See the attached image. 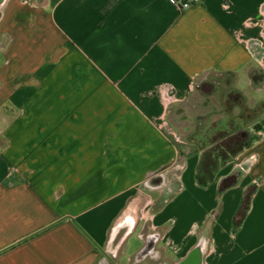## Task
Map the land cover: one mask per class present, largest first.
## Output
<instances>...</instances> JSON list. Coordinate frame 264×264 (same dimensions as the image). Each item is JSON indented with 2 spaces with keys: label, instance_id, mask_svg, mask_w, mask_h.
<instances>
[{
  "label": "crops",
  "instance_id": "0c3cea01",
  "mask_svg": "<svg viewBox=\"0 0 264 264\" xmlns=\"http://www.w3.org/2000/svg\"><path fill=\"white\" fill-rule=\"evenodd\" d=\"M241 73L264 85V0H8L0 264H180L197 247L196 264H264V118L200 183V129L190 139L183 114L210 77Z\"/></svg>",
  "mask_w": 264,
  "mask_h": 264
},
{
  "label": "rangeland",
  "instance_id": "374dc122",
  "mask_svg": "<svg viewBox=\"0 0 264 264\" xmlns=\"http://www.w3.org/2000/svg\"><path fill=\"white\" fill-rule=\"evenodd\" d=\"M229 79L230 78H225L224 76L210 77L206 83H202L199 89H197L199 90L197 91V98L201 100L200 109L198 110V107L192 108L190 106L183 108L184 116H186V118L189 117L190 121L192 118L195 120V124H191V126H193L191 133H193L190 135V139H192L194 133L198 132L203 126H206V124H204L205 117L212 112L217 113L226 110L231 116V120L235 118L240 124H243L244 120L245 125L243 124V126L248 130L255 129V124L252 123L255 115L257 119L264 118V85L262 86L261 84V88L258 90L256 89L257 86L253 88L243 73H241L238 81L234 84H231ZM232 87H237L241 90L240 92L244 97V101L241 104H236L238 98L237 94L235 95L233 93L234 91L232 92ZM209 91L212 92L211 95L208 94ZM205 100H209V105H206L208 102L204 104ZM196 114H200V120L196 118ZM197 121H199V125H197ZM209 139L214 140L215 138L211 136ZM135 232L128 239L127 253L124 255V259L121 257L119 258L120 262L126 260V258H128L127 256H133L137 248L141 245V241L138 239L137 233Z\"/></svg>",
  "mask_w": 264,
  "mask_h": 264
},
{
  "label": "flooded vegetation",
  "instance_id": "af4514ba",
  "mask_svg": "<svg viewBox=\"0 0 264 264\" xmlns=\"http://www.w3.org/2000/svg\"><path fill=\"white\" fill-rule=\"evenodd\" d=\"M243 124L245 125L244 120ZM241 125L235 118L231 120V117L225 119V124L221 122L220 118L211 119L198 133L202 153L205 152L213 156L219 154L221 158L230 156L233 151L238 150L241 143H244L251 136L248 129H241ZM211 136L215 139L210 140ZM220 157L218 159H221ZM106 257L108 258V264H115L110 255H106Z\"/></svg>",
  "mask_w": 264,
  "mask_h": 264
},
{
  "label": "trees",
  "instance_id": "16d2710c",
  "mask_svg": "<svg viewBox=\"0 0 264 264\" xmlns=\"http://www.w3.org/2000/svg\"><path fill=\"white\" fill-rule=\"evenodd\" d=\"M198 133L195 134V140L199 143L198 140ZM254 137L251 135L248 140H246L244 143H241L240 148L238 150L233 151V153L230 156H234L235 154L239 153L242 149L245 147L249 146L254 141ZM229 156V157H230ZM219 154H215L214 156L211 154H206L205 152L202 153L200 163L197 168V179L200 183L202 182V178H205L208 173L212 172L215 170L223 161H225L228 157L226 158H221ZM249 200H250V193L244 196V199L241 202L240 206V214H245L248 206H249Z\"/></svg>",
  "mask_w": 264,
  "mask_h": 264
},
{
  "label": "water",
  "instance_id": "95a60500",
  "mask_svg": "<svg viewBox=\"0 0 264 264\" xmlns=\"http://www.w3.org/2000/svg\"><path fill=\"white\" fill-rule=\"evenodd\" d=\"M8 0H0V18L2 16V12H3V9L6 5ZM241 129H245V127L243 126V124L241 125ZM164 184V174L163 173H157V174H154L152 176H150L143 184V187L144 189H147V190H152L154 188H157L161 185ZM126 233V232H125ZM124 232L120 233V234H115L111 237V240H110V245L111 247H113V250L110 252L112 255H114V252L116 250V248L119 246L120 242L122 241L124 235H125ZM199 247L196 248V250H194L188 257L187 260H185L184 262H180V264H185V263H188V264H196V260H197V255L196 253L199 252L200 250L198 249ZM106 260L107 257H105Z\"/></svg>",
  "mask_w": 264,
  "mask_h": 264
},
{
  "label": "built area",
  "instance_id": "2783aa9c",
  "mask_svg": "<svg viewBox=\"0 0 264 264\" xmlns=\"http://www.w3.org/2000/svg\"><path fill=\"white\" fill-rule=\"evenodd\" d=\"M169 2H171V3H175V0H169ZM183 6L186 7L187 4H186V3H183Z\"/></svg>",
  "mask_w": 264,
  "mask_h": 264
}]
</instances>
